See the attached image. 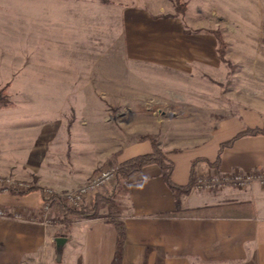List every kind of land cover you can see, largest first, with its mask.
I'll return each mask as SVG.
<instances>
[{
  "label": "rangeland",
  "instance_id": "374dc122",
  "mask_svg": "<svg viewBox=\"0 0 264 264\" xmlns=\"http://www.w3.org/2000/svg\"><path fill=\"white\" fill-rule=\"evenodd\" d=\"M167 35L172 44H161ZM196 39L204 51L192 45ZM263 40L264 0H0V90L9 102L0 109V178L27 185L18 194H38L44 212L46 189L62 195L119 168L141 140L174 163V152L211 135L222 114H234L251 70L264 65ZM169 48L178 61L168 58ZM194 53L210 59L194 62ZM190 133L196 140L184 139ZM0 188L15 189L10 182ZM126 194H116L122 211ZM100 213L94 219L108 222L106 210ZM49 214L51 227L67 233L51 207ZM86 230L78 229L75 243ZM83 251L74 249L76 261L90 259ZM66 255L61 264H72ZM130 259L125 264H147L148 255L131 252Z\"/></svg>",
  "mask_w": 264,
  "mask_h": 264
},
{
  "label": "crops",
  "instance_id": "0c3cea01",
  "mask_svg": "<svg viewBox=\"0 0 264 264\" xmlns=\"http://www.w3.org/2000/svg\"><path fill=\"white\" fill-rule=\"evenodd\" d=\"M181 39L189 44L187 39ZM176 41L178 44L179 40ZM200 41L196 39L192 45L204 51L205 44ZM160 42L171 45L172 37L164 36ZM185 48L180 51L188 57L189 54L193 56ZM170 53L169 48L168 58L178 61L177 54ZM209 59L210 55L194 53L190 60L204 64ZM203 74L199 72L196 77L201 78ZM251 74L253 79L241 89V97L236 98L234 114H222L211 135L199 143L182 146L170 156L175 163L173 179L176 183L187 184L193 172L197 179L199 172L207 169L223 173L264 170V135L237 139L223 150L217 166L206 161H199L195 171L193 166L198 158L214 162L220 145L245 127L264 128V65H255ZM195 91L200 90L195 88ZM219 104L223 105L222 101ZM222 109L226 110V107ZM185 136L187 141L197 138L194 133ZM151 151V141L141 140L132 144L119 160ZM77 168L75 170L81 172L80 167ZM125 202L121 213L126 226L122 264L131 262V252L147 254V264H264V186L258 183L242 189L224 187L208 191L194 187L182 198V208L178 210L174 193L162 177L160 168L149 165L130 179ZM41 205L42 198L38 194L0 193V209L9 213L18 210L27 217L40 212ZM82 226L87 230L83 231V242L78 244L75 243L77 231ZM93 226L100 230L92 231ZM66 232L26 219L0 217V264H53L54 238L64 235L70 240L64 247L63 256L67 254L70 263H113L119 241L113 224L96 219L78 220ZM78 248L85 249L83 252L90 255L87 262L82 257L75 260L74 249Z\"/></svg>",
  "mask_w": 264,
  "mask_h": 264
},
{
  "label": "trees",
  "instance_id": "16d2710c",
  "mask_svg": "<svg viewBox=\"0 0 264 264\" xmlns=\"http://www.w3.org/2000/svg\"><path fill=\"white\" fill-rule=\"evenodd\" d=\"M219 47L218 53L224 62H229V60L225 57V50L223 49V45L226 43L222 34L218 31H215ZM264 41V40H263ZM222 46V48H221ZM9 105V102L5 100V95L0 90V109ZM264 135V128L261 127H245L242 131H240L236 136L232 139L222 143L217 159L214 162H211L209 159H197L194 161V171L199 161H206L212 166H217L222 158L223 150L229 146H232L235 141L241 137L246 136H257ZM149 165H157L162 173V177L164 178L167 185L173 191L176 207L178 210L182 208V198L185 195L190 194L192 192L195 183L196 177L195 172L192 174V179L187 184H178L173 179V173L175 169V164L167 158V155L153 142V150L148 153L140 154L126 160L121 161L120 167L117 173V185L115 188H112L109 193H99L95 195L93 203L90 204L86 201L80 207L73 208L67 203L57 198L56 195H53L49 198H44L51 203V211L55 215L54 218H60L59 222L62 223L64 228L70 230L73 223L81 219H94V218H102L101 210H106V214L108 215V222L112 223L117 230L119 241L117 252L112 264H120L121 258L124 253V248L126 244V226L121 218L122 208L116 202V194L120 189L124 188V190H129L130 179L140 172L144 167ZM10 190L9 188H0V193L6 192ZM13 194H18L19 190L14 189ZM15 192V193H14ZM30 192L23 191L20 192L22 194H27ZM11 213V212H10ZM66 236V235H64ZM61 264V262H59Z\"/></svg>",
  "mask_w": 264,
  "mask_h": 264
},
{
  "label": "built area",
  "instance_id": "2783aa9c",
  "mask_svg": "<svg viewBox=\"0 0 264 264\" xmlns=\"http://www.w3.org/2000/svg\"><path fill=\"white\" fill-rule=\"evenodd\" d=\"M118 166H109L104 171L100 172L95 178L91 179L89 182L79 187L74 191H70L65 194H58L52 192V190L46 189V196L56 195L57 198L64 200L67 205L77 208L84 204L86 201L90 200L92 195H96L100 190L110 191V188L115 184V179L118 173ZM0 182H10L13 185V188L16 190L26 189L25 184L15 183L13 179L8 178L6 181L0 178ZM260 184L264 186V170H253L248 172H227L217 175V173L204 174L199 172L196 179L195 188L199 190H211L217 186H227L234 185L238 187H248L253 184ZM44 212L40 211L39 214L32 215V217H26L25 214L20 212H7L3 209H0V217L5 218H15L18 220H29L32 222H39L44 226H51L52 220L50 218V202L45 203Z\"/></svg>",
  "mask_w": 264,
  "mask_h": 264
},
{
  "label": "water",
  "instance_id": "95a60500",
  "mask_svg": "<svg viewBox=\"0 0 264 264\" xmlns=\"http://www.w3.org/2000/svg\"><path fill=\"white\" fill-rule=\"evenodd\" d=\"M70 240L67 236H58L54 238V242L56 245V255H57V261L60 262L63 257L64 247Z\"/></svg>",
  "mask_w": 264,
  "mask_h": 264
}]
</instances>
